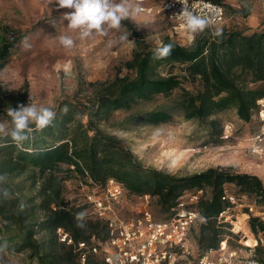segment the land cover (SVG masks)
Listing matches in <instances>:
<instances>
[{
    "label": "trees",
    "instance_id": "trees-1",
    "mask_svg": "<svg viewBox=\"0 0 264 264\" xmlns=\"http://www.w3.org/2000/svg\"><path fill=\"white\" fill-rule=\"evenodd\" d=\"M233 11L245 17L251 13L249 7ZM123 23L135 39L132 58L124 63L129 74L100 83L91 104L63 102L52 124L43 130L31 126L23 142L11 139L12 123L9 135L0 134V176L5 177L0 190L9 192L5 197L0 191V243L7 241L10 252L26 253V264H107L94 254L85 263L80 260L79 242L92 238L105 241L109 222L87 213L88 202L67 199V181L75 176L84 184L90 177L101 186L114 178L131 195L155 197L164 217L154 216L161 221L172 216L185 191L210 189L198 204L206 218L199 225L200 255L233 234L229 223L217 219L229 206L223 199L227 184L264 203V182L256 174L222 167L183 176L172 174L143 164L121 138L101 127L122 109H137L125 120L136 124L166 122L174 111H180L197 123L205 145H220L228 138H224L225 125L217 115L235 109L240 120L250 122L259 101L264 100V30L223 27L217 36L216 26H209L189 45L167 38L163 44L171 43L173 51L167 58L156 60V48L130 20ZM19 40L20 36L0 35V72ZM176 65L178 72L162 70ZM187 82L196 84L195 88H186ZM158 96L166 101L150 109L140 108ZM29 99L28 83L10 90L0 80V117L11 121L8 109L25 105ZM79 212L86 213L83 228L77 226ZM249 223L255 235L264 232V221L251 216ZM59 228L69 234L72 244L60 240ZM255 253V262L264 264V245L258 243Z\"/></svg>",
    "mask_w": 264,
    "mask_h": 264
},
{
    "label": "rangeland",
    "instance_id": "rangeland-1",
    "mask_svg": "<svg viewBox=\"0 0 264 264\" xmlns=\"http://www.w3.org/2000/svg\"><path fill=\"white\" fill-rule=\"evenodd\" d=\"M162 0H146L141 5L153 8L154 12L142 11L133 19H129L142 34L144 40L152 47L161 46L167 38L183 45L193 42L197 34L182 30L168 19L164 13H158ZM225 5L226 18L216 27L245 29L248 32L264 30V0H216ZM140 5V6H141ZM249 7L250 15L241 16L234 13L233 8ZM52 9L50 13V9ZM68 9L56 10L54 4L47 0H0V35L20 36L19 42L12 50V55L0 72V80L10 90H17L25 83L29 85L30 99L25 104L50 107L56 112L63 102L91 104L97 95L100 83L113 80L116 76L129 74L124 63L132 58L135 39L123 21L119 30H108L106 35H94L81 40L78 32H70L61 15ZM63 34L71 35L75 41L72 49H64L55 37ZM127 34V40L121 36ZM27 37L31 44L29 50L21 46V41ZM177 65L162 68L178 72ZM184 86L194 89L196 84L187 82ZM179 90L175 91V96ZM173 96V97H175ZM166 99L158 96L154 101L140 108H153ZM259 109L250 122H244L237 116L235 109L219 113L217 117L223 120L225 130L229 134L226 141L218 146L204 149L205 137L198 131L194 120L185 118L182 112L174 111L166 122L158 124H136L125 121L132 111L118 110L112 119L101 127L109 134L121 138L125 145L142 161L143 164L164 170L179 176L202 172L211 167L231 168L237 172L258 175L264 182V156L252 152L253 137L259 131ZM85 119V118H84ZM7 132L11 130V121L0 117ZM3 134V133H0ZM80 177L67 181L66 197L76 203L86 202V190ZM227 188L236 194L244 204L264 205L255 196L241 194L234 184ZM86 188V187H85ZM210 189H206V196ZM148 208L158 218L159 212L156 198L145 199L144 196L131 195L125 190L121 201L116 202L114 210L123 220L136 217ZM92 213V206L86 209ZM240 223L243 215L240 207L234 209ZM244 225V231L227 236L230 250L236 251L234 264H257L255 262V239L264 245V232L255 235L249 220ZM199 226L192 229L189 235L191 254L185 259L188 264H199L200 249L197 244ZM249 240V241H248ZM251 240V241H250ZM4 259L7 264H26V253H15L6 250ZM97 264V263H92Z\"/></svg>",
    "mask_w": 264,
    "mask_h": 264
},
{
    "label": "built area",
    "instance_id": "built-area-1",
    "mask_svg": "<svg viewBox=\"0 0 264 264\" xmlns=\"http://www.w3.org/2000/svg\"><path fill=\"white\" fill-rule=\"evenodd\" d=\"M144 2L146 0H141V4ZM161 2L157 9L158 13H164L176 27L188 31L182 18L178 16L182 4L178 0ZM187 6L195 14L208 18L211 21L209 26H218L226 18L224 5L214 0H187ZM141 8L144 12H154L153 8H147L145 5H141ZM259 104L264 105V100H260ZM259 117L260 128L253 137L251 147L253 153L264 156V109H260ZM228 137L229 134L225 130L224 138ZM209 148H212L211 145H204V149ZM83 186L86 190V202L92 206V214L109 222V235L105 241L92 238L91 241L79 242L82 263L86 262L89 255L94 254L107 264H188L185 259L192 251L190 232L206 221L198 207L206 194V189L185 191L173 208L172 216L161 221L148 208L136 217L127 220L120 218L114 210V205L122 200L125 187L114 178L108 179L105 186H101L89 177L88 183ZM144 198L149 199L150 196L145 195ZM223 199L229 202V206L219 213L217 219L219 222L229 223L232 233L244 231L243 228H236L239 215L235 217L233 211L237 207H240L242 215L246 216L244 218L246 224L251 216L264 221V205L240 202L242 198L231 192L227 186ZM57 233L61 241L73 243V239L62 228H59ZM258 243V239H255L254 246ZM236 254V251L230 250L228 239L225 238L217 248L204 251L200 255L199 264H234Z\"/></svg>",
    "mask_w": 264,
    "mask_h": 264
},
{
    "label": "clouds",
    "instance_id": "clouds-1",
    "mask_svg": "<svg viewBox=\"0 0 264 264\" xmlns=\"http://www.w3.org/2000/svg\"><path fill=\"white\" fill-rule=\"evenodd\" d=\"M182 4V10L178 14L184 21L186 29L192 34L203 32L209 27L211 21L189 10L187 0H178ZM48 6L54 4L56 10L68 9L62 13L63 21H67L66 28L70 32H78L81 40L90 38L94 35H106L108 30L121 28L122 21L135 18L143 9L141 8V0H47ZM50 13L52 11L51 8ZM214 35H220L219 30ZM59 44L66 50L74 47L75 41L71 35L63 34L55 37ZM128 35L121 36V40H127ZM21 46L25 50L31 48L28 38L25 37L21 41ZM174 46L171 43L162 44L153 51V59H165L171 55ZM67 112V107L64 108ZM8 116L11 118L12 130L10 132L11 139L20 143L28 139L27 133L31 131V126H35L37 130H43L50 126L56 117V112L50 107L37 106L35 104L19 105L17 108H9ZM0 133L9 135L3 123H0ZM5 177L0 176V181ZM3 195L7 197L9 192L2 189ZM23 205H21V208ZM85 212L76 214L77 226L85 227ZM8 249V242L0 243V264H7L4 254Z\"/></svg>",
    "mask_w": 264,
    "mask_h": 264
},
{
    "label": "bare ground",
    "instance_id": "bare-ground-1",
    "mask_svg": "<svg viewBox=\"0 0 264 264\" xmlns=\"http://www.w3.org/2000/svg\"><path fill=\"white\" fill-rule=\"evenodd\" d=\"M246 216L243 215V219L245 218ZM244 221V220H243ZM236 228L239 229V228H244V223L242 222V224L240 223V219L236 222ZM249 241V240H248ZM251 241V240H250ZM255 244V240L253 242V244H248V245H254Z\"/></svg>",
    "mask_w": 264,
    "mask_h": 264
}]
</instances>
